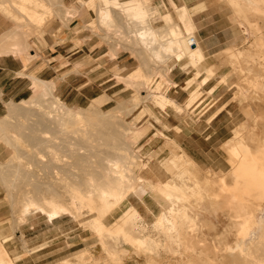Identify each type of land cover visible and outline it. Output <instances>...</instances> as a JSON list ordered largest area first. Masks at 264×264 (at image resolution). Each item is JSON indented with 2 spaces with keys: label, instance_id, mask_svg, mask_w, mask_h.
<instances>
[{
  "label": "bare ground",
  "instance_id": "bare-ground-1",
  "mask_svg": "<svg viewBox=\"0 0 264 264\" xmlns=\"http://www.w3.org/2000/svg\"><path fill=\"white\" fill-rule=\"evenodd\" d=\"M147 1L124 5L120 0H85L80 9L63 0H0V14L11 22L0 32V56L21 57L25 69L28 59L36 57L29 39L49 14L65 21L78 13L89 22L88 9L96 14L95 28L115 29L103 38L112 46V56L121 41L120 47L140 63L127 76H118L133 95L106 111L101 106L110 101L107 94L86 106L69 105L56 94L54 80L25 69L16 74L31 80V93L5 102L0 116V145L6 152L0 157V192L11 214L6 220L11 233L0 234V264H16L23 257L11 255L5 246L16 233L22 250L31 252L17 230L35 217L50 224L69 218L90 231L93 244L100 247V255L86 245L58 264H126L127 259L137 264H264V0H215L223 2L228 24L243 37L241 46L231 43L220 52L230 69L210 90L228 81L227 87L234 88L231 101L246 116L224 143L229 169L200 176L196 163L166 137L173 142L172 156L161 167L171 176L155 182L138 176L146 166L131 139L136 133L143 137L150 127L136 126L145 111L130 121L126 117L147 101L177 114L192 108L200 87L217 76L221 64L202 66L207 55L194 35V10L178 7V23L165 6L146 7ZM158 15H166L163 26L152 23ZM174 68L194 72L186 82L183 105L160 91L162 80H154L158 76L174 84L167 76ZM144 181L166 205L150 222L131 201ZM224 202L232 209L216 212L218 221L208 220L207 209L218 211ZM121 208L116 221H106ZM206 235L219 250L206 251L191 241Z\"/></svg>",
  "mask_w": 264,
  "mask_h": 264
},
{
  "label": "rangeland",
  "instance_id": "rangeland-1",
  "mask_svg": "<svg viewBox=\"0 0 264 264\" xmlns=\"http://www.w3.org/2000/svg\"><path fill=\"white\" fill-rule=\"evenodd\" d=\"M80 1L84 2L85 0H63V2L66 5L68 6L76 5L81 9L82 7ZM148 1L146 2V7H150V8L155 7L148 5ZM212 1L213 4L215 5V8H217V10L219 11L221 10L229 18L230 16L229 11L227 8H225L223 2H217L215 0ZM120 2L123 3L124 5H129V4H135L141 2V0H120ZM171 8L174 13V8L172 7V5ZM88 10L90 13L88 17L89 22L84 21L85 23L84 25H81V27H79L78 25V18H80V14L78 15V13H76L77 15H74L71 19L69 18L70 20L68 19L65 20L66 22L62 18H59L54 14L53 15L49 14L47 19L43 20V22L41 23L40 25L41 29L38 32H36V34L32 35L31 38L29 39V42L31 43L33 50L31 51V53L36 54V57L29 58L28 60L31 64L38 63L40 65H44L45 63L47 64L49 63L50 65L52 66L54 65V67L58 68L59 71L61 67L70 66L68 70L69 72H66V75L67 74L75 75L82 68L83 69L93 68L94 70L92 71H96L97 74L100 75L99 82H104V83H102L98 87H93V89H95L94 91H91L90 88H87V91H89L90 93L89 95H93L97 93L100 95L107 94L108 96L111 97L110 101H107L105 104L101 106V109L106 111L112 106H114L117 100L121 98L122 99L130 98L133 95L134 91L131 87H127L122 81L118 79V76L125 77L128 74H130L128 73L130 70H126L124 67L121 66L119 67L115 65L113 59L116 58V55L112 56L111 53L112 46L108 44V41H105V39H103L104 34L111 32L110 33L111 35L113 31L116 32L115 29H112L113 31L111 30L103 31V29L100 31V29H98L97 27L95 28L94 24H92V20L95 21L96 14L93 9L92 10L88 9ZM198 11H200V9ZM157 17L159 18L160 15L155 16L152 19L153 24H154V20ZM81 18L85 19L83 16ZM10 26H11V22L5 19L0 14V32ZM229 27L231 31V40L227 44L235 43L241 46L243 44V37L242 35H240L241 32L234 30V33L237 35L235 36L232 32L230 25ZM55 28L58 29L56 31H52V29ZM86 30L90 31L91 35L86 38L80 37L81 36L80 33ZM118 31L116 34L119 33ZM196 33L197 32L195 27L194 30L195 36ZM116 34L113 33L111 37L112 38L114 36L116 37ZM93 36L95 37L93 38ZM119 37H116L117 41ZM87 42L91 45L90 50L97 49L96 50L97 52L94 53L85 50V53H83V51H77L84 45V43ZM119 42L117 43L119 44ZM57 43L58 45H62L66 47L63 48L61 52H60L61 50L60 48H57L58 52L53 51V47H51L50 45L51 44L55 45ZM117 43L116 46H114V48H116V51L122 49L120 47L121 43L119 45H117ZM133 56L135 55L133 54ZM206 57L208 59L203 63L202 65L203 67L206 65L221 64V69L220 72L218 73L219 77L217 74V76L213 78V80H211L208 84L200 87L201 91L199 90V92L201 94L198 93V95L199 94L200 95L198 96L196 104L192 108L187 110L185 109L181 113L177 114L171 108H167L166 110L163 109L160 110V108L153 105L150 101H147L145 103L140 104L135 110H133V112L129 116L126 117V120L130 121L141 110L142 112L145 111L144 113H140L141 117H138L139 119L137 118L138 120H136V126L139 127L145 124L150 126L145 133L146 135L144 134L143 137L139 136L138 133H136L134 136L131 137V139L135 143L134 151L138 152L141 150V153L139 154L140 160L146 166L142 170L140 169L137 171L138 176H141L144 179L154 182L157 181V179L164 180L169 176H171L168 173H166L165 169H162L161 167L164 164H166L171 159L172 156V154L170 153L171 150L170 146L172 145L171 143L173 142L168 141L165 138L168 137L169 139L173 140L178 146H180L181 150L184 151L182 146L177 141L178 132L182 128L179 126L181 125L186 126L189 124L199 123L202 119H204L203 118L204 115L209 116L214 111L215 113H217V111L220 110V112H222V116H220V119L222 121L224 120L230 121L231 130L229 131V135L227 137L230 138L232 136L231 135L232 129H234V127H237L240 123L245 121L246 116L243 112H241L242 111L241 108L236 104V102L231 101L233 97L234 88L231 89L227 87V85L230 84L228 83V81L227 84L226 83H222V85L219 84L217 86L218 88H216L215 91L210 92L212 87L218 83L220 76L226 74L230 69L229 66L223 63L224 57L220 53H212ZM30 63H27L26 69L28 67V64ZM26 69L24 72H26ZM176 71L182 72L183 74L187 73L186 79L181 84H176V86H174L175 84H168L166 83V81L164 82V80L158 76H156L154 80H157L156 82L162 80L163 84L161 85L162 87L160 91L165 93L169 97L174 98L173 97L174 90L182 91V94L179 95V99L174 98V100L178 104L183 105L188 95V91L185 88L186 82L191 77H193L194 72L190 69L187 70L188 72L180 71L178 69ZM167 76L171 80L170 73H168ZM233 81H236L235 77H232V79L229 82L233 83ZM55 83H56V94L69 105L73 104L76 106L77 105L86 106L92 100V99L85 100V103H83L81 101L82 99H79V103L81 102V104H77L75 102L76 97L74 94L75 93L74 90H72V92H70V94L66 97V93L64 94L60 93V90L57 86V80L55 81ZM30 93L31 90L29 91V93L28 92L24 93L23 95H21V99L27 98L30 95ZM143 107L145 110L143 109ZM4 113H5V109L2 114ZM154 134L157 135L158 137L154 136ZM161 134H164V136H162ZM194 136L195 135H193V137ZM189 139L187 144L194 147L193 148L194 150L188 148V152L196 156V161L192 159L185 151L184 152L193 161L197 163L196 165L198 167L196 166L195 169L198 170L200 176L210 177L213 171L215 170L227 171L229 169V165L226 160L227 154L224 148V143L222 145L221 144L214 145V142L211 141L210 143L205 144L201 141L191 142ZM210 145H212L214 148L211 150L212 154L209 155L210 158L204 159L199 155H197V153L200 154L203 150L209 152ZM177 150L175 152H179V150L178 151ZM5 153L6 152L4 151L3 147L0 145V157L3 158ZM149 187L150 186L145 181L142 183H138L137 190L135 193L136 195L131 196V201L138 208L140 214L147 222L152 221L155 218V216L159 214L161 210V205L166 206L161 201V199H159L156 195L152 193V189ZM225 197L227 199L226 195ZM225 203L226 202H224V204ZM224 204L218 208V211L215 212H213L214 210H212V208H208L206 218L210 221H218V218L215 215L219 211H225V210L227 211L229 210V208L232 209V207L229 206L227 203H226L227 205ZM121 211L122 208L114 212L111 216H108L106 221L110 222L113 221L115 218L116 221L119 218L120 214H122ZM10 218H11V214L9 213V206L7 205V202L4 199V193L1 191L0 192V222L2 223L4 220L6 221L9 220ZM0 226H1L0 234L11 233V229L9 227V221L2 223V225ZM17 231L22 233L23 238L25 239L26 242V247L30 249L31 252L33 251L35 252L31 253L22 250V245H21L22 243L21 240L18 238L19 233H16L13 236L14 238L5 244L7 250L11 255L24 254L23 259L22 258H21L22 260L19 259L20 261L16 262V264H28V261H31V259H36L37 255L42 254V252H49V251H51L52 253L49 255L46 254L45 256L42 255L43 257L41 258V260H39L36 264H54V263L58 264V262L61 259L73 255L76 251L86 247V245L89 246V249L93 254L95 255L101 254L99 245L93 244V239H91L90 231L84 230L83 228L79 227V225L73 223L71 220H69V218H63L61 220L55 221L53 224H50L42 218L35 217L29 219L28 222L19 226V229ZM190 236H192V232L190 233ZM207 237L209 238L210 236L208 235L203 237L195 236V239L192 238L191 241L193 240V243H196V245L200 244V246L203 247V249H205L206 251H210L211 249H212L211 252L213 250L216 251L217 249L219 250L220 245L218 246V248L215 246L216 248L215 249L214 241L211 238L209 241ZM211 241L213 242L211 243ZM207 242L210 243L208 244ZM207 245L210 247H208ZM36 248L37 249L45 248V249L41 252H36L37 250ZM137 260L141 261V259H137ZM125 263L137 264L133 259H127V262Z\"/></svg>",
  "mask_w": 264,
  "mask_h": 264
},
{
  "label": "crops",
  "instance_id": "crops-1",
  "mask_svg": "<svg viewBox=\"0 0 264 264\" xmlns=\"http://www.w3.org/2000/svg\"><path fill=\"white\" fill-rule=\"evenodd\" d=\"M184 4V5H183ZM148 5L155 6V7H163L165 6L166 9L173 15L174 20L178 23L181 22L179 18V14L177 13V8L186 6L190 10H194L191 20L196 27V37L200 42V46L206 52V55L212 53H220L223 49L228 47L230 44H227L231 40V31L228 24V16L223 13L221 10H217L215 5L213 4L212 0H149ZM174 8V13L171 8ZM180 5V6H177ZM200 9V11H198ZM198 11V12H196ZM88 17L90 15L89 10L87 11ZM166 15H160V17L154 20V26H163L164 25V18ZM84 21H87L83 18H78V25H84ZM59 28V27H58ZM58 28L52 29V31H56ZM232 32L235 36L234 29L231 27ZM80 37L86 38L91 35L90 31H82L80 33ZM95 36H93L94 38ZM56 39V38H55ZM90 42V41H88ZM84 43V45L78 49L77 51L88 50L89 52H97V49L90 50V44ZM53 45V46H52ZM53 47V51H57V48H60V52L66 46L51 44ZM120 49L115 52L116 58L113 59L116 66L124 67L126 70H130L128 73L136 70L139 67V60L130 50ZM64 51V50H63ZM208 58H206L207 60ZM70 66L61 67L60 71L58 68L54 67V65H50L49 63H45L44 65H40L38 63L35 64H28L26 72H33L36 76L41 79L45 80H57V86L60 90L61 94L66 93V97L74 90L75 94V102L79 103V99L85 103V100H91L95 97L100 96V94H93L89 95V91L87 88H90L91 91H94L93 87H98L104 82H99L100 75L97 74L93 68H82L79 72L75 75L67 74L69 72ZM24 64L20 57H15L13 55H5L0 56V116L3 115V111L5 109V102L9 101H17L21 99V95L30 91L31 88V80L24 76H17L16 74L19 71H23ZM178 68H174L171 70L170 78L172 82L175 84H181L186 79V74L182 72L176 71ZM88 70V71H87ZM179 70V69H178ZM181 71V70H180ZM65 74V75H64ZM74 79V80H73ZM59 80V81H58ZM110 80V79H109ZM54 81V82H55ZM56 85V83H55ZM176 88V87H174ZM88 92V93H87ZM182 94V91L174 90L173 97L175 99H179V95ZM78 106V105H77ZM220 112V111H219ZM211 113V115L207 116L204 115V119H202L199 123L189 124V125H181V130L178 132V142L184 149V151L196 161V156L190 152H188V148L194 150L192 146L188 145V139L190 137L191 142H203L205 144L210 143L211 141L216 144H223L228 139L229 131L231 130L230 121H222L220 116H222V112L220 113ZM214 115V116H213ZM179 129V128H178ZM193 135H195L193 137ZM188 137V138H187ZM192 137V138H191ZM181 138V139H180ZM205 149V148H204ZM214 149L212 145H210L209 152L203 150L200 154L197 153L200 157L207 159L210 158L211 150ZM183 151V152H184ZM184 152V153H185ZM185 153V154H186ZM186 154V155H187ZM187 155V156H188ZM188 156V157H189ZM194 161V162H195ZM196 163V162H195ZM197 164V163H196ZM45 248L37 249L36 252H41ZM35 252V251H33ZM31 252V253H33ZM52 252H42V254L37 255L36 259H31L28 261V264H36L41 258L42 255H49ZM26 254V253H25ZM24 257V256H23ZM22 257V259H23ZM20 259V260H22ZM19 260V261H20ZM18 262V261H17Z\"/></svg>",
  "mask_w": 264,
  "mask_h": 264
},
{
  "label": "built area",
  "instance_id": "built-area-1",
  "mask_svg": "<svg viewBox=\"0 0 264 264\" xmlns=\"http://www.w3.org/2000/svg\"><path fill=\"white\" fill-rule=\"evenodd\" d=\"M194 40H195L194 37L190 39L191 45L194 43Z\"/></svg>",
  "mask_w": 264,
  "mask_h": 264
}]
</instances>
